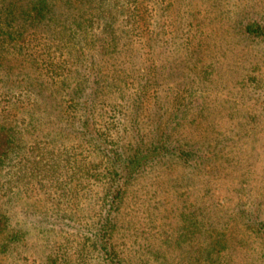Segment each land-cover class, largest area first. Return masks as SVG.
Listing matches in <instances>:
<instances>
[{"label":"rangeland","instance_id":"1","mask_svg":"<svg viewBox=\"0 0 264 264\" xmlns=\"http://www.w3.org/2000/svg\"><path fill=\"white\" fill-rule=\"evenodd\" d=\"M29 1L0 0V124L15 130L18 156L36 139L59 147L75 138L59 78L28 59L50 28L21 14ZM49 2L58 20L100 3ZM137 3L139 22L124 32L116 67L136 66L142 79L154 71L140 127L162 128L199 158L138 176L112 234L103 185H80L68 163L42 186L13 188L3 169L0 264H108L113 253L117 264H264V39L246 31L264 24V0Z\"/></svg>","mask_w":264,"mask_h":264},{"label":"trees","instance_id":"2","mask_svg":"<svg viewBox=\"0 0 264 264\" xmlns=\"http://www.w3.org/2000/svg\"><path fill=\"white\" fill-rule=\"evenodd\" d=\"M98 1L95 9L75 8L74 15L64 20L55 19L56 7L49 0H30L22 10L25 19L50 26L43 36L41 52L32 39L35 50L28 59L36 69L44 62L48 74L57 82L59 78L61 92L67 97L65 115L75 124V138L59 147L43 146L36 139L27 146V153L18 156L15 130L0 124V171L11 175L13 188L42 186L44 180L53 178V169L68 163L80 185H103L104 202L110 206L103 223L112 234L115 213L138 176L169 160L195 161L199 152L176 145L160 127L150 125V129L142 130V108L153 86L154 71L149 70L142 79L136 66L123 74L115 61L125 45L124 32L134 31L139 22L137 0ZM120 15L124 18L117 27ZM246 31L264 39V24L258 21L247 24ZM17 32L13 33L19 37L24 33L19 28ZM56 51H60L58 62L53 56ZM8 163L11 169L2 168ZM4 180L0 179V184ZM5 225L0 214V232ZM113 254L108 264H117V255Z\"/></svg>","mask_w":264,"mask_h":264}]
</instances>
